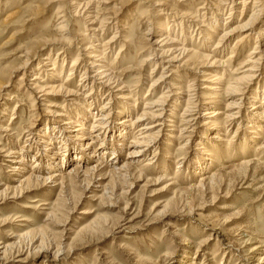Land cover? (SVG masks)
<instances>
[{"label": "rangeland", "instance_id": "obj_1", "mask_svg": "<svg viewBox=\"0 0 264 264\" xmlns=\"http://www.w3.org/2000/svg\"><path fill=\"white\" fill-rule=\"evenodd\" d=\"M48 1L50 2L51 0H0V104H6L3 99L11 98L10 100H13L8 102L7 106L0 107V112L6 107L7 111L3 113L7 117H3V126L7 127L9 123H13L9 129H13L14 133L21 124H27L29 116L27 112L32 116V119H29L34 122V128L37 130L43 127L45 121L52 122L51 119H47L44 115V112L50 109L46 107L47 104L59 108L63 106L61 97L44 96L40 97L39 101H35L36 105L34 107H30L31 101L29 100L30 97L25 93V82L28 81L27 85L31 82L30 80L35 74L32 69L35 68L38 58L36 61L34 60L33 67L27 70V76L24 77V80L19 81L23 77V72L20 68H22L24 61L27 59L25 56L26 52L50 33L53 35L58 34L54 30L56 10L59 8L58 10L64 12L68 29L67 32L59 34L64 35V39H69L67 38V33H69V37H73V41L69 48L68 44L65 43L63 46L54 48L52 60L56 59V67L54 72H48L49 75L53 72L54 75L58 76L57 79H61L62 84H64L66 79H69L71 84L69 89L78 91L79 88L77 89L76 86L82 78V70L85 68L83 63L87 60L84 49L90 43L95 44L89 33H85V37L81 35L83 21L77 17L74 7L68 4L69 0H56L53 5ZM95 1H98L95 3V7L96 11L101 15L99 18H104L105 20L102 21V28H100L101 31L98 33V37L103 42L108 41L113 36L119 38L115 41L118 44L114 47L113 52L109 56H105V63L108 66L112 65L111 68L116 78L114 80L122 79V83L129 86L127 90L132 93L129 101L109 97V104L105 105L108 102V98L104 95L110 93V91L107 92L105 91L107 89H98V87L95 90L96 97L94 98L98 102L91 107L92 113L90 117L93 119L98 114L100 105L109 106L108 110L111 111L110 122L113 126H119L120 120L118 119L132 115L129 119H132L131 121L133 122L135 117L142 112H146L147 110L143 109L144 102L150 99H157L163 90L166 89L165 84L182 88L184 92L190 89L193 97H195L193 92L196 97L198 95L197 91L199 93H209L200 89L196 90L191 85L192 82L188 83L194 80L197 87H207V85H202L208 83L202 82L203 78L196 75L197 71H205L203 73L214 81L213 79H219L223 74V70L226 69L222 77L223 85H227L234 78L241 77L237 74L244 70H235L243 56L251 52L253 41L245 47L241 58L229 59L233 52V47L239 38L246 36L251 30L253 40L256 31L264 28V17H261L255 26H252L249 23L250 12H244L240 17L242 9L234 6V10L231 11L229 16L228 10L224 13L216 11V4L213 2L210 4V0L205 2L207 3L206 8L203 7V11H200V14L204 13L206 17L197 16L198 9L201 8V2L198 0ZM152 2L160 4L161 7H154ZM218 14L222 18L219 19ZM179 17L185 18L183 22L186 26L192 19L201 23L199 25L204 26L199 28L196 24L197 22L193 24L190 30H187L184 25L182 26L186 29H183V34L186 37L185 47L194 50L199 56L212 55L213 53L209 52L212 49V45L218 42L223 33L229 34L222 54L214 56L216 61L225 64V69L217 66L209 69L198 68L196 66L202 63L201 59H193L188 64L185 63L183 68L177 67L175 63L170 66L162 64L163 67L159 65L155 69L156 63H153V61L141 67L143 60L148 56L149 49L144 48L143 54L135 55L128 44L124 45L121 53L116 56L121 46H123V41L134 42L137 39L142 45H145L150 38L152 42L157 41L162 37L161 30L164 28L163 26L171 24L172 21L179 22ZM225 18H228V20H225ZM209 19H213L214 25L210 23ZM59 23L60 21L57 22V24ZM209 23L211 26L209 28L211 29L210 31L206 28L207 25L209 27ZM223 23L226 24L224 27ZM250 26L251 29H249ZM198 28L207 36L212 31L215 33L214 35L210 34V43L205 44L204 37L197 35L196 30ZM101 32H103V36ZM186 32H190V34ZM177 33L176 28L174 34ZM80 36L81 38L83 37L82 41ZM189 39H192V43L187 44ZM61 47L65 50L64 56H56L58 50L62 51ZM48 50L46 53H48ZM218 51H221V49ZM46 53H41L39 58H43ZM76 58L78 63H75L71 69V65ZM62 59L65 60L64 63ZM186 60L187 58H184L180 61V64ZM191 64L194 67H191ZM61 67L63 68L62 71ZM164 67H167L173 74L167 72L166 76L171 77L165 81L164 85L159 86V89L155 90L152 87L147 97L148 88L161 76L160 73ZM72 71V76L69 77L68 75ZM261 71V75H264V69ZM38 77L42 82H45L46 79L43 72ZM19 84L21 86L18 87ZM263 84L264 80L260 81L257 88H262ZM213 87L219 86L214 85ZM261 88L259 89L261 90ZM223 89L224 87L221 90ZM88 90L87 88L85 93L89 92ZM115 90L113 91L115 92ZM180 92L179 90L177 93ZM79 93L85 95L82 91ZM215 93H218V95L214 97L215 99L212 100V103H206L199 108L200 113L192 123L193 133L189 134L188 132L191 129H188L187 133L183 132V136H179L177 132L178 127L181 126L183 128V124L180 122L183 120L181 114H183L185 107V98L180 95V101L176 105L175 111H173L175 113L174 119L170 118L171 121L176 123L177 128L166 127L158 138V149L155 150L153 147L142 157L126 159V149H130V151L135 149L129 143L133 136V130L126 128L124 130L126 132L125 141L123 142L124 146L122 147L123 149L117 148L115 153L117 159L115 162H118V167L128 164L129 172L126 170L125 172L128 174L123 172L122 175L124 176L121 177L122 175H119L120 178L107 175L103 177V180H99L101 176H97V174L76 179L72 177V180L77 182L72 190L66 191L64 189L65 191H61L60 188H52V185H48L43 188L32 189L22 197L17 196L14 199H9L12 194L10 192V194L8 192L5 193V188L17 186V183L13 180H18L20 177L14 175L11 169L6 168L10 165L7 162H12L13 159L4 158V154H1L0 242L9 246V250L5 254L4 261L0 262V264H245L244 259L246 260L247 258L246 250L262 245V252L252 259L253 263L248 262L257 264L255 260L264 256V155L260 154V151L257 152L262 140L255 139V135L251 134L253 130L246 128L245 125L247 124L245 121L251 118V111L245 109L248 107L247 105L242 104L240 119H237L227 129V133L222 131L223 133L220 132L218 134L226 143L215 142L216 147L220 151L217 159L211 160L202 156L203 148L212 137V132L207 133L205 126H201L204 122V118L201 116L210 109H217L221 115L218 117V121L215 122L220 123L223 120V116L225 114L228 115V111L223 106L240 98V96L226 97L223 92ZM202 96L206 97V95ZM17 102L23 104L22 110L15 111L14 118L17 119L9 121L12 109L17 105ZM134 104L136 106L133 111L131 106ZM71 108L74 111L79 110L78 107L74 108V106H71ZM120 108H123L122 112H125V114L119 117L117 112ZM52 109L54 108L52 107ZM235 112L237 110L232 111V113ZM21 116L23 117L22 120L20 119ZM170 120L168 119V121ZM147 123H149V119L135 126L139 128ZM240 123L242 124L240 125ZM170 124L172 125V123H167L166 125ZM239 125L241 129L239 128L238 130ZM53 126L56 127V125ZM73 127V125L66 126L63 134L66 136L71 135L72 130L76 129ZM59 128L61 130L62 127ZM56 131H49L47 138L48 140L54 138L53 140L56 143L54 148H59L61 147L59 139L61 135L58 136ZM263 131L264 128L260 133H255L260 134V138H264ZM7 134L0 132L2 150H11L18 154H23L20 155L24 160L20 170L23 169L26 173L21 175L28 177L30 172L34 174L35 171L40 169L42 170V176H48L53 174L54 170H58L56 169L57 167L49 170L48 166L52 162V154L55 150H49L41 161L36 156L38 151L41 152L43 150L42 143L39 141L32 142V144L24 143L28 134L22 135L17 143L16 139H12L14 135ZM116 135L117 133H112L111 131L107 135L100 137L107 149V154L103 158H100L103 149H99L102 144L99 142L95 146L98 151L95 153V159H93L95 164H92L99 167L101 165L100 169H102L103 174L106 173L104 170H111L107 165L110 164L109 159L115 151L114 147L117 139H114V137ZM168 136L171 138H168ZM211 144L208 143V145ZM74 145L70 147L76 149L84 147V143L81 144V142H77L76 146ZM183 145L186 147L184 146L182 149ZM22 147H24L23 151H20ZM72 148L70 159L72 158L73 161L71 160L63 167V171H60L62 175H65L69 168L77 163V160L73 159V150L76 149ZM137 150H140V148L136 147L135 151ZM153 153L154 155L152 156ZM175 156H178L179 159H174ZM180 159L182 160L180 164L175 165L174 161L178 162ZM205 159L208 161H205ZM33 162H36L38 167L30 171ZM196 162H200L202 167L195 165L194 163ZM80 163L82 169L83 163ZM90 163H87V165ZM149 163L151 164L149 167L145 166ZM244 165L247 167H244ZM176 170L178 171L177 173ZM125 175H128V177L126 178ZM211 177L215 178V180ZM201 179L209 181V184L212 182V184H217L219 182V187L217 186L212 193H207L209 184H207L208 182L206 183V188V186L202 185ZM97 180L102 182V188L97 189L96 185L98 184H95ZM32 200H37V203L30 204L29 202ZM26 206L37 208L36 210H31L26 209ZM21 219L26 221L21 222ZM241 234H244L245 238ZM22 236H27V238H20ZM244 239L245 241L251 239L254 242L244 246L242 245ZM32 240H35L34 243L31 242ZM40 243L46 246L49 245L50 249H52L51 253L55 249L61 248L66 254L65 257L62 256L58 260L53 259L50 254L49 256L40 254L36 257L37 254L34 249L41 245ZM30 244L34 246L30 248ZM196 250H198L197 254L195 253ZM17 256H20V258H16ZM194 257L197 259L194 260ZM19 259L23 261H19Z\"/></svg>", "mask_w": 264, "mask_h": 264}, {"label": "bare ground", "instance_id": "obj_2", "mask_svg": "<svg viewBox=\"0 0 264 264\" xmlns=\"http://www.w3.org/2000/svg\"><path fill=\"white\" fill-rule=\"evenodd\" d=\"M180 1H182V0H180ZM198 1L201 2V5H200L201 8L198 9L199 12H198L197 16L198 17H206V14H204V13L200 14V11L203 9V7L206 8L207 3H205V2L207 0H198ZM210 1H211L210 4L212 2L216 4V6H217V8H215L216 11H222L224 13L226 10H228L229 16L231 15V11L234 10L233 9L234 6L242 9L241 13H240V17L243 15L244 12H250V17H249L250 22L249 23H251L252 26L253 25L255 26V24L258 23L259 19L261 17H264V0H210ZM97 2L95 0H69L68 1V4L71 7H74L77 17L81 18L83 21V25H81V27H82L81 35H83L85 37V33H87V34L89 33L90 36H92L91 38H93V40L95 42V44L90 43L84 49V52H86L85 57L87 60L85 61V63H83V67H85V68L82 70V78L79 80V83L76 86L77 89L79 88L78 91H71L69 89V87L71 86V84L69 83V79H66L64 84H62L61 79L60 78L57 79L58 76L53 74L54 69L56 67V59L54 61L52 60V52L55 51L54 48L57 46H63L64 43L68 44V48H69L71 42L73 41L72 40L73 37H69L70 36L69 33H67V36H68L67 38H69V39H64L63 38L64 35L59 34V33H63V32L68 31L67 26H66V19H65L66 17L64 15V12H62L61 10H58L59 8L56 10V13H55L56 15L54 16L55 23H56V25L54 26V30L57 31L58 34L53 35L50 33L47 37H44L37 44H35L25 54L27 59L24 61L22 68H20V70H22V72H23V75H22L23 77L19 81H23L24 77L27 76V70H30V68L33 67L34 60L36 61L37 58L39 59L37 64L35 65V68L32 69L33 70L32 72L35 74L32 77V80H30L31 82L28 85H27L28 81L25 82V88H26L25 93L28 97L31 98V99L29 98V100L31 101L30 107L31 108L34 107L36 105L35 101H39L40 97H44V96L45 97L46 96L61 97L63 100V106L59 108L57 106H51V105L47 104L46 107H48L50 109H47L44 112V115L46 116L47 119H51L52 122L45 121L43 124V127L39 128L37 130H36V128H34L35 127L34 122L30 121L32 119L31 118L32 116L29 114V112H27L29 115L27 124L26 125H24V123L21 124L19 126V128L17 130H15V133L13 132V129H9L10 125H13V123H9L7 127L3 126L4 125L3 124L4 123L3 117H7L6 114L3 113L4 111H7L6 107H4L3 111L0 112V116H1L0 117V132L4 133V134L10 133L12 136L14 135V138H12V139L13 140L16 139L17 143L19 142L20 138L24 134L25 135L28 134L26 136L24 143L28 142L29 144H32V142H36V141H39L40 143H42L43 144V150L41 152L38 151L37 156H36L37 159L40 158L41 161L43 159V156H46V154L49 150H52V149L55 150V152L52 154V156H53V158L51 159L52 162L48 166H49V170L51 168L55 169L56 167H57L56 169H58V170H54L55 172L53 174L48 175V176H42V170L39 169L38 171H35L34 174L30 172L28 177H25L24 173H26V172L23 169L20 170V168H21L20 166H22L24 163V160L20 155H23V154H18L14 151H11V150L3 151L2 150L3 148L0 144V146H1L0 147V155L4 154V156H3L4 158L13 159L12 162L6 161L7 163L10 164L6 168L11 169V172L14 175H17L20 177L18 180H13L15 183H17V186L5 188V193L10 192L12 194V197L9 199H14L17 196L22 197L26 193L30 192L32 189H36L38 187L43 188V187H46L48 185H52V188H60L61 191H63L64 189L66 191L72 190L75 188V186L77 184V182L72 180V177H74L75 179L80 178V177L84 178V177L89 176V175L94 176L95 174H97V176H101V178H99V180H101V179L103 180L104 179L103 177L107 176V175L119 177V175H122L123 172H125L126 170L129 169L128 164H125V165L123 164L121 167H118V162L117 163L115 162V160L117 159V157L115 156L117 148L119 149V148H122L124 146L123 142L125 141V137H126V132L124 130H126V128L131 129V131L133 130V136H132L131 141L129 143H130L131 147H133V148L135 147V149H133V151L132 150L130 151V149H128V148L126 149V151H127V154H126L127 158L126 159H128V158L132 159V158L139 157V156L142 157L145 155L146 152H148V150H150L153 147L155 150H157L158 149V147H157L158 138L160 137L161 132L164 131V129L166 127L177 128L175 125L176 123L171 121L170 118L174 119L175 113L173 111H175V108L177 107L176 105L180 101V97H179L180 95H183L184 96L183 98H185V101L183 100L185 107L183 109V114H181L183 116V120L180 122L183 124V125L181 124L183 128H181V126H180V127H178V131H177L179 133V136H183L182 135L183 132L187 133L188 129L189 130L191 129L190 132H188L189 134L193 133L194 129H192L193 128L192 123L196 120L195 117L198 116L200 113L199 108L204 106L206 103H212V100L215 99L214 97H216V95H218V93H215V92H220V93L223 92V94L226 95V97L240 96L239 99H237L235 101H230L225 106H223L224 109H226L228 111V115L225 114L223 116L222 122H220V123L215 122V121H218V117L221 115L217 111V109H210L209 111H206L205 113H203V115L201 116L204 118V122L202 123L201 126H205V131L207 133L212 132V137L208 141V143H212V144L211 145H208V143L206 144V146L203 148L202 156L208 157L211 160L217 159V157L219 155L218 153H220V151L216 147L215 142L219 141L221 143L222 142L226 143L224 140L221 139L222 137L221 138L219 137L218 134L222 131H226V133H227V129L230 128L231 125H233L237 119H240L239 115H240V110L242 108V104L247 105L248 107L245 109L251 111V118H248L247 119L248 121L247 120L245 121V123L247 124L245 126H246V128H250L253 130V132L251 134L255 135V139H261L262 140V143L257 148V152L260 151L259 153L264 155V138H260V134H256V133H260L264 128V125H263L264 124V98H263V96H264V84H263L262 88L261 87L257 88V86L260 84V81L264 80V75H261L262 74L261 70L264 69V28L256 31L255 38H253V40H252V30H251V32L249 34H247L246 36H244L242 38H239L236 41V43L233 47V50H232L233 52L231 53V57L229 59L238 58V57L241 58L243 56L245 47H247L251 41H253V43H252L253 48H252L251 52H249L243 56V58L241 59V62L238 64V66L235 70V71L244 70L243 72H240L239 74H237V75H240L241 77L234 78L227 85L222 84L223 83L222 77L224 76V73H225L224 71H226V69L224 67L225 64L223 62L216 61L215 57L217 55L220 56L222 54V51L226 47L227 37L229 35L228 33H223L220 36L218 42L216 44L212 45V49L209 52H211L213 54L208 55V56L207 55L204 56L202 54H201L202 56H199L194 50H191V49H188L187 47H185L186 37L183 34L184 28L182 26L184 25V27H186L187 30H190L191 27L193 26V24H195L197 22L194 19H192V21L187 26L183 22V19H185V18L182 19L181 17H179L180 18L179 22L172 21L171 24H165L163 26L164 28H162V30H161L162 37L160 39H158L157 41H154V42H152L151 38L148 39V42H147L148 44L146 43L148 45V47H146L147 46L146 44L142 45L140 42H138L137 39L134 40V42L133 41H127V42L123 41V46H121V49L118 51L116 56H118V54L121 53L124 45H126V44H128L130 46V48H131L130 50H132L133 53H135V55L143 54L144 48L149 49L148 56L143 60L141 67L146 66L147 63H150L151 61H153V63H156L154 66L155 69L159 65L162 66V64H165L166 66H170L171 64H175V63L177 64V67L183 68L185 63L188 64L189 61H192L193 59H195V60L201 59L202 63L196 67H198V68L203 67V68L209 69V68H213V67L217 66V67H223L225 70H223L222 76L219 79H216V78L213 79L214 81H212L211 77H207V75H205L203 73L205 71H197L196 75L201 76L203 78L202 82L208 83V84H202V85H207V87L202 86V85H201L202 87H200V86L197 87L196 84L194 83V80L189 81L188 83L190 84L192 82L191 85L194 86V88H196V90L200 89L201 91H206L209 93H199V91H197V94H198L197 97H196V94H194V92H193V95L195 97H193L192 93H191L192 90H190V89H188V91L186 90L184 92V91H182L183 90L182 88H176V87H172V85H170V84H165V81L171 77V76H169V77L166 76V73L167 72L170 74H173V73L171 71H169L167 67H164L161 70V73H160L161 76L157 80H155V82H153V84H151L147 90V93H148L147 97H148L152 87H154L156 90V89H159V86L161 87L162 85L165 84L166 89L163 90V92L160 94V96L155 100L150 99V100L146 101L147 103L144 102L143 109H145L147 111L142 112L139 116L135 117V120L133 122L131 121L132 119H129L132 115H128L125 118L118 119V120H120L118 123L119 126H113V124L110 122L111 121V119H110L111 111L108 110L109 106L106 107L104 105H100L101 107H99V109H98V114L95 117L93 116L94 117L93 119L90 117V115L92 113L91 107L93 106V104L95 105V103L98 102L97 99L94 98V97H96V91L95 90L98 87V89L101 88L103 90L107 89V90H105L107 92L110 91V93H106L104 95V96H106V98H108V102L105 105L109 104V100H110L109 97H112L114 99L129 101L131 99L130 96L132 93L127 90V89H129V86H128V84H127V86H126V84L124 85L122 83V79L121 80H119V79L114 80L116 78L114 77L113 69L111 68L112 65L108 66L105 63V59H106L105 56H107V55L109 56L113 52L114 47L118 44L115 41H117L119 38L116 36H113L108 41L103 42V40L100 37H98V33L101 31L100 28H102L101 25L103 23L102 21L104 20V18L103 19L99 18L101 15L99 14L98 11H96V7H95V3H97ZM123 2H124V0H123ZM49 3L51 5H53V3H56V0H54V1L51 0ZM152 5L154 7H161V5L157 4L156 2H152ZM206 11H207V9H206ZM72 12H74V11H72ZM72 12H70V13L72 14ZM158 12H161V11H158ZM217 16L219 17V19L222 18V17H220V14H218ZM225 20H228V18H225ZM59 21H60V23L57 24V22H59ZM165 21H168V20H165ZM209 21L211 24L214 25L213 19H211V20L209 19ZM210 23H209V27L207 25L206 28H208V29L211 28ZM196 24L199 26V28L204 27L203 25H199L201 23L197 22ZM113 25L115 26V24H113ZM225 25L226 24L223 23V27ZM123 28H124V26H123ZM176 28H177L178 33L174 34ZM199 28L196 30L197 35H199V36L202 35L204 37L205 44L210 43V41H211L210 40V38H211L210 34L214 35L215 33L212 31L207 36ZM186 29H184V30H186ZM249 29H251V26ZM210 30L211 29H209V31ZM102 33L103 32H101V35H102ZM186 33L190 34V32H186ZM87 36L89 37V35H87ZM147 36H149V35L147 34ZM82 39H83V37L81 38V36H80L81 41H82ZM180 41H181V43H179ZM188 43H192V39H189V41H187V44ZM172 47H174V48L169 49ZM205 48H206V46H205ZM60 49L62 51L58 50V53L56 56H59V55L64 56L65 50L62 47ZM219 49H221V51H218ZM47 50H48V53H46ZM107 50H110V51H107ZM41 53H46V54L44 55L43 58L40 59L39 57H40ZM78 55H77V57H78ZM184 58H187V60L184 63L180 64V61L183 60ZM64 59H65V57H64ZM64 59H62L63 63L65 61ZM76 60H78V59L76 58L73 61L72 65H71V69L74 67L75 63H78V61H76ZM191 65H192L191 67H194L193 64H191ZM62 67H63V65H62ZM62 67H61V71L63 69ZM51 71H53V72L51 75H49L48 72H51ZM73 71L68 75L69 77L72 76ZM153 71H154V69H153ZM42 72L44 73V78L46 79L45 82H42L38 77V75L42 74ZM260 76H261V78H260ZM210 83H211V85H210ZM214 85L219 86V87H213ZM254 85H256L255 88H253ZM0 86H1V84H0ZM19 86H21V84H19L18 87ZM222 87H224L223 90H221ZM87 88L89 89L88 90L89 92L85 93ZM259 88H261V90ZM113 90H115V92ZM179 90L181 92L177 93ZM80 91H82L83 94H85V95L80 94L79 93ZM38 95H41V96H38ZM202 95H206V97H203ZM211 96H213V97H211ZM10 99H3V101L6 102V104H3V105L0 104V107L7 106L8 102L13 101ZM205 100H208V101H205ZM22 106H23L22 103L17 102V105H15L12 109V113L10 115L9 121L17 119V118H14V112L19 111L20 109L22 110V108H21ZM71 106H74V108L78 107L79 110L74 111V109H72ZM135 106H136V104L131 106V108H133L131 110L134 111ZM52 107L54 109H52ZM129 108H130V106H129ZM234 110H237V112L232 113V111H234ZM122 111H123V108H120L119 111L117 112L119 117L121 115L125 114V112H122ZM22 118L23 117L21 116L20 119L22 120ZM29 118H31V119H29ZM148 119H149V123L144 124L143 126H141L139 128H136L135 125H138L139 123H141L145 120H148ZM168 119L170 121H168ZM5 120H6V118H5ZM63 121H65V122L62 123ZM167 123H172V125L171 124L166 125ZM59 124H61V125H59ZM241 124L242 123H240V125ZM53 125H56L57 128ZM72 125L76 129L72 130L71 135H69V136L64 135L63 132L65 133L66 126H72ZM240 125L238 126V130L240 128ZM59 127H62L61 130ZM85 127H87V128H85ZM56 129H58V131H56ZM51 130L53 132H55V131L58 132L57 133L58 136L61 135L59 138L61 147L54 148L56 143L53 140L54 139L53 137H52L53 138L52 140H50V139L48 140L47 136H48L49 131L51 132ZM111 131H112V133H117V135L114 137V139H117V141H115L116 144L114 147L115 151L113 152V156L109 159L110 164L107 165L109 169L111 168V170L105 171L103 169L104 172H106L105 174H103L102 169H100L101 165H100V167L97 165L96 166L93 165V164H95V163H93V159H95V153L98 151L95 146L99 142L102 144L101 148H99V149H103L101 151V156H100V158H103L107 154L106 153L107 149H106V146L104 144V141L100 137L107 135V133L111 132ZM236 132H237V130H236ZM16 135H17V137L15 138ZM203 135H205V134L203 133ZM23 137H25V136H23ZM225 137H226V134H225ZM168 138H171V137L168 136ZM203 140H205V138H203ZM77 142H81V144L84 143V147L82 145L81 146L83 148H79V149L70 147V146L74 145V143H75L74 146H76ZM184 146L185 145L182 146V149ZM136 147L140 148V150L135 151ZM209 147H212V148H209ZM23 148L24 147H22L20 151H23ZM71 148L76 149V150H73L74 151V157H75V158L73 157V159L77 160V163H75L73 165V167L69 168V171L65 175H62L61 172L63 171V167L65 165H67L72 160V158L70 159V157H71L70 152L72 154ZM15 149H13V150H15ZM25 152L27 153V151H25ZM61 152H63V153H61ZM84 155H85V158H84ZM153 155H154V153L152 154V156ZM82 156H83V159H82ZM174 159L177 160L179 158H178V156H175ZM176 160L174 161L175 165L180 164V161H182L180 159L178 162H176ZM56 161H57V163H55ZM205 161H208V160L205 159ZM80 162L83 163L82 169H81V165H80L81 163ZM87 163H90V164L87 165ZM194 164L198 165V167L201 165L200 162L199 163L196 162ZM58 165H59V168H58ZM150 165L151 164L149 163V164H146L145 166L149 167ZM246 165H247V163H246ZM246 165H244V167ZM37 167H38V164L36 162H33V166L30 168L31 169L30 171H32L33 169H35ZM200 167H202V166H200ZM176 168H178V167H176ZM128 172H129V170H128ZM177 172L178 171L176 170V173ZM21 174H24V175H21ZM125 174H128V173L125 172ZM123 176L124 175H122L121 177H123ZM127 177H128V175L126 176V178ZM207 178H208V176H207ZM163 179L165 180V178H163ZM212 179L215 180V178H212ZM99 180H97L95 183V184H98V185H96L97 189L103 187L102 182H98ZM164 180H161V181H164ZM93 181H94V179H93ZM200 181H201V183L203 182L202 185L206 186V188H207L206 183L208 182L207 184H209V181H207V180L204 181V179H201ZM210 181H212V180H210ZM212 183H210V184H212ZM214 183H215V181H214ZM218 183L217 184L215 183L212 185L209 184V188H207V190H208L207 193H209V192L212 193L213 190L215 188H217ZM90 184H91V182H90ZM88 186H89V184H88ZM29 203L30 204H36L37 200H32ZM36 208L37 207L26 206V209H31V210L35 209L36 210ZM20 221L25 222L26 220L21 219ZM241 235L243 236L244 234H241ZM20 238H27V236H22ZM238 238H240V237H238ZM248 239H249V237H248ZM251 239H253V238H251ZM251 239L246 240V241L244 239V241H242L243 244L242 243L241 244L246 246V245L250 244L251 242H254ZM237 240H239V239H237ZM34 241L35 240H32L31 242L34 243ZM36 242H38V241H36ZM40 244L41 245L37 246V248H35V249L33 248L35 253L37 254L36 257L40 254H42V255L46 254L48 256L50 254V256H52L53 259L58 260L60 257H62V256L65 257V255H66L65 252H63L61 248L55 249V251H53V253H51L52 249H50L49 245L46 246L42 243H40ZM258 244H261V243H258ZM32 246H34V245L30 244V248ZM227 246H228V244H227ZM261 247H262V245H257L256 247H253V248L246 250L247 258H246V260L244 259L245 264H251V263H248L249 261L253 263L252 259L254 257H256L259 253L262 252ZM8 250H9V246L5 245L3 242H0V262L4 261V258L6 256L5 254L8 252ZM197 252H198V250H196L195 253L197 254ZM16 258H20V256H17ZM193 259L196 260L197 258L194 257ZM19 261H23V260L19 259ZM255 261L257 264H264V256L255 260ZM193 264H195V263H193Z\"/></svg>", "mask_w": 264, "mask_h": 264}]
</instances>
